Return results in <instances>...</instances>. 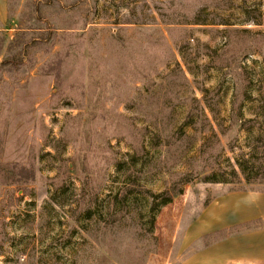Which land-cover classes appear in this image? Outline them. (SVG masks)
<instances>
[{"label":"rangeland","instance_id":"374dc122","mask_svg":"<svg viewBox=\"0 0 264 264\" xmlns=\"http://www.w3.org/2000/svg\"><path fill=\"white\" fill-rule=\"evenodd\" d=\"M230 193L264 194V0H0V264H179L264 230L196 238Z\"/></svg>","mask_w":264,"mask_h":264},{"label":"crops","instance_id":"0c3cea01","mask_svg":"<svg viewBox=\"0 0 264 264\" xmlns=\"http://www.w3.org/2000/svg\"><path fill=\"white\" fill-rule=\"evenodd\" d=\"M211 205L201 215L199 223L204 222V226L196 238L200 234L221 231L242 220H264V194L230 193L220 197L217 205ZM262 261L263 229L222 238L181 259L179 264H259Z\"/></svg>","mask_w":264,"mask_h":264},{"label":"trees","instance_id":"16d2710c","mask_svg":"<svg viewBox=\"0 0 264 264\" xmlns=\"http://www.w3.org/2000/svg\"><path fill=\"white\" fill-rule=\"evenodd\" d=\"M233 174L237 176L235 172H233ZM180 193H181V190H178L177 192H174L173 195H177ZM150 197H151V202H150L148 212L151 214V218L149 221L148 234H149L150 239L153 240L151 236H152L155 214L158 211V209H160L162 206L171 202L172 193L171 192L169 193L168 191H166V192L159 193V194H151Z\"/></svg>","mask_w":264,"mask_h":264}]
</instances>
